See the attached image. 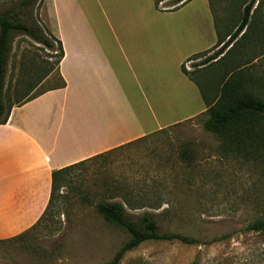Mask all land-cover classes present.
<instances>
[{"label": "rangeland", "instance_id": "374dc122", "mask_svg": "<svg viewBox=\"0 0 264 264\" xmlns=\"http://www.w3.org/2000/svg\"><path fill=\"white\" fill-rule=\"evenodd\" d=\"M190 1L189 8L198 14L208 8L206 0ZM246 1L210 0L221 33L225 25L227 32L239 23ZM14 2L0 0V9ZM48 2L38 0L23 8L18 19L37 22L54 36ZM173 2L162 0L159 7L172 8ZM89 4L90 12L98 5L94 0ZM257 5L247 36L236 43L237 57L238 62L255 58L249 70L264 85V0H257L253 9ZM52 40L54 48L49 49L23 31H12L7 105L60 84L56 70L59 45ZM204 57L184 63L196 78L212 74L213 65L206 69L194 66ZM154 79L146 98L133 99L148 126L183 119L195 109L181 94L163 95L161 80ZM199 81L208 89L202 78ZM204 116L202 112L173 123L122 144L104 158L87 159L72 167L63 174L61 186L40 221L22 234L0 240V264H100L111 260L129 237L126 230L105 221L94 206L107 194L106 182L111 181L122 182L136 192L164 188L160 192L170 199L169 204L157 209L128 207L129 217L137 219L149 210L163 231L200 240L196 244L147 240L127 251L117 264H190L196 259L197 264H264V232L245 229L254 219L264 217V165L224 154L220 139L203 127ZM154 180L157 183L153 185ZM115 199L123 200L121 196ZM223 234L229 235L214 240Z\"/></svg>", "mask_w": 264, "mask_h": 264}, {"label": "crops", "instance_id": "0c3cea01", "mask_svg": "<svg viewBox=\"0 0 264 264\" xmlns=\"http://www.w3.org/2000/svg\"><path fill=\"white\" fill-rule=\"evenodd\" d=\"M94 1L90 12V0H49L65 85L13 105L0 122V240L40 218L53 171L207 109L182 64L217 42L210 0L199 14L191 1L176 9L157 8L154 0ZM155 77L163 95L181 94L195 109L148 126L133 99L146 98Z\"/></svg>", "mask_w": 264, "mask_h": 264}, {"label": "trees", "instance_id": "16d2710c", "mask_svg": "<svg viewBox=\"0 0 264 264\" xmlns=\"http://www.w3.org/2000/svg\"><path fill=\"white\" fill-rule=\"evenodd\" d=\"M154 1L156 7L160 8L159 2L162 0ZM188 1L190 0H174V6L171 9H176ZM256 1L247 0L244 3L241 19L234 26L233 30L226 32L225 25V32L221 33L214 16L218 37L217 42L211 48L197 52L188 58V60H191L201 55L205 56L200 62L195 63L194 66L200 67L199 69H206L211 65L216 66V68L212 66L211 76L204 74V76L200 75L199 78H196L191 72L186 70L184 63L182 64V71L199 87L202 98L207 106L204 112L206 116L203 117L202 124L207 131L220 139V150L226 155L241 157L247 161L260 162L264 165V97L262 96L264 85L261 83L262 80H258L249 70V66L255 58L238 62L237 54L239 47L236 45L240 39H244L247 36L250 19L258 8L257 5L253 9ZM36 2L38 0H18V2L0 9V122L2 123L7 121L13 105L25 102L45 91L20 98L16 102L7 105L5 100L6 75L12 31H23L49 49L54 48L52 38L58 42L59 59L56 66L57 72L59 61L64 54L62 42L58 37L45 31L37 22L26 23L18 19L19 13L23 8L32 6ZM214 47L217 49L211 52ZM207 53L210 54L206 55ZM59 76L60 84L55 87L65 85L64 79L60 74ZM201 78L205 81L208 89L200 83L199 80ZM122 146L120 145L96 154L88 159L104 158ZM85 160L53 171L52 190L48 205L61 186L60 181L63 174ZM106 183H108L106 184L107 194L94 202L95 209L105 221L126 230L129 237L111 260L100 264L119 263L127 251L134 249L147 240H180L188 244L200 243L198 238L181 232L163 231L152 211H144L137 219L129 217L127 213L128 207L136 209L147 206L157 209L163 203L169 204L170 199L164 198V195L160 192L164 188H152L151 192H136L135 189L126 186L122 182L115 183L111 181ZM154 183H157V181L154 180L153 185ZM150 193L155 195L150 196ZM118 196H121L123 200H116L115 198ZM43 215L40 216L37 222L40 221ZM245 229L248 231L264 232V217L254 219ZM228 235L223 234L214 240H221L228 237ZM190 264H197V259L193 260Z\"/></svg>", "mask_w": 264, "mask_h": 264}]
</instances>
